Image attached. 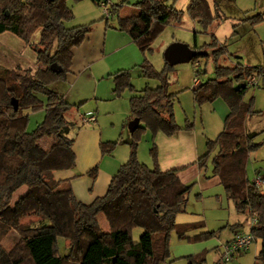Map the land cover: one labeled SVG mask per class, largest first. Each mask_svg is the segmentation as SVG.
I'll use <instances>...</instances> for the list:
<instances>
[{
	"label": "trees",
	"instance_id": "16d2710c",
	"mask_svg": "<svg viewBox=\"0 0 264 264\" xmlns=\"http://www.w3.org/2000/svg\"><path fill=\"white\" fill-rule=\"evenodd\" d=\"M91 1L105 6L106 23L116 14L117 29L126 32L142 53L151 50L152 41L167 23H180L184 12L173 1L137 0L135 13L119 15L124 2ZM237 11L234 0H211V4L208 0H188L185 8L203 32L210 31L208 42L194 46L196 54L190 63L194 65L201 57L211 59L212 76L192 88L193 100L200 104L222 97L228 107L221 130L214 139L206 140V151L194 163L205 167L209 151L216 146L210 159L211 172L218 177L237 212L256 214L251 227L253 239H260L255 260L264 264V191L245 172L248 154L264 142V138L256 139L264 128L255 131L245 125L248 116L262 112L253 109L251 97L243 100L250 86L246 78L255 65L237 59L222 64L219 59L226 52V39L219 41L213 32L228 14ZM72 17L67 0H0V33L11 32L30 44L37 31L34 63L42 65L23 71L0 65V264H166L172 231L189 241L214 235V230H203L188 236L185 232L202 227V222H176L175 216L185 210L193 184L178 178L180 167L160 169L154 143L149 148L152 166L136 156L140 133L145 128L153 136L158 130L173 135L192 126L187 118L183 125L174 118V93L168 89L173 65L165 62L156 70L144 57L139 64L141 73L156 79L158 84L138 91L130 81L128 69L110 73L115 94L125 87L136 90L129 97V111L131 118H139V123L123 139L129 145L128 157L111 176L105 192L83 203L75 198L68 179L53 176L54 171L75 165L74 139L68 134L76 122L65 114L74 105L51 85L65 80L71 48L82 42L92 24L67 25ZM237 18L229 37L236 36V26H253L263 20L264 12L246 15L242 11ZM52 63L59 69L51 70ZM194 72L205 71L197 67ZM259 74L264 88V70ZM12 100L16 101V108ZM41 109V120L27 130L28 111ZM114 145L115 141L100 142L101 153L111 152ZM96 171L94 165L87 173L94 178ZM21 186L26 190L9 206ZM25 216L36 217L38 224H22ZM136 227L142 231L133 239L132 230ZM11 234L15 235L12 240ZM58 237L63 238V254L59 252ZM6 238L9 246L3 244ZM203 260V253L187 256V264Z\"/></svg>",
	"mask_w": 264,
	"mask_h": 264
},
{
	"label": "rangeland",
	"instance_id": "374dc122",
	"mask_svg": "<svg viewBox=\"0 0 264 264\" xmlns=\"http://www.w3.org/2000/svg\"><path fill=\"white\" fill-rule=\"evenodd\" d=\"M109 3L119 4L124 2V4L119 9V15H128L136 12V7L134 6L136 0H108ZM174 2L175 7L183 9V16L181 22L176 24L173 22L167 23L162 31L154 38L151 43V50L141 52L137 45L130 39V45L125 46L119 49L116 52L108 55V60L110 63L121 62L123 65L116 64V68H126L130 72V81L135 89L144 87L146 85L154 87L158 84L157 80L154 78L144 76L140 69L139 64L142 62V59L145 57L156 70H160L165 61L163 59V49L173 41L184 42L190 47L200 46L205 42H208L210 39V31L203 32L201 26L190 19L185 12L186 5L188 0H168V3ZM211 4V0H208ZM235 6L238 9L236 13L228 14L227 18L215 26L213 32L219 41L226 39V53L219 59L222 64H231L232 57L239 60L243 64L254 66L264 61V18L263 20L255 23L253 26H249L247 23L240 24L236 26V36L229 37L232 32L231 25L237 23L239 19L237 18L238 13L246 11V15L264 12V0H234ZM67 3L70 5L73 17L67 22V25L74 24H85L92 23L91 28L94 27V24L99 21H104L103 7L101 5L95 4L91 0H79L73 2L67 0ZM241 16V14H240ZM111 28L117 29V18L116 14L112 18L108 19L106 23ZM91 30V29H90ZM118 30V29H117ZM121 31V30H120ZM128 35L126 32L121 31ZM129 36V35H128ZM37 39V31H35L31 38L30 44L24 42L21 38L15 34L5 31L0 33V65H4L9 68L17 67L19 71H23L25 68H30L34 70L37 66L42 67L41 64L34 63V50L35 41ZM133 45V50L139 52V59L137 63H132L126 61L125 56H130L131 48ZM132 50V51H133ZM233 60V59H232ZM198 67L200 71L204 69V73L199 72L198 77L205 79L206 77L212 76V62L211 59L205 60V58H198ZM127 62V63H126ZM120 64V63H119ZM134 64V65H133ZM96 67V66H95ZM115 69V70H117ZM137 69V70H136ZM193 65L189 62H182L173 65L171 72L169 73V91L174 93L173 101V114L176 122L179 125H183L185 118L192 123L190 132L192 131L197 137L208 136L214 139L223 125V118L228 111L227 103L222 97H216L212 101H204L200 104L194 102L192 97V92L190 90L191 84L188 83L189 77L195 74ZM87 73H82L78 81L84 83V89H87V83L89 81L86 78ZM101 85L104 82H111L110 93L111 99H102L95 100H84L74 104V107L69 108L66 111L67 118L74 120L76 122L69 131V136L75 137L76 132L81 127L87 126L76 119V115L79 108H85L86 104H95V101L99 103L96 109L97 120L99 126L102 128L103 139L100 142L106 141H115V145L111 152L105 153L106 155L111 154L110 156L116 160H126L129 154V145L124 142L122 139L128 137L129 131L126 129V124L121 127L122 119L117 109L111 111V108L115 103H119V107L126 106L128 121L131 119L129 111V97L136 92L130 91L125 87L119 94L113 92V81L110 74H105L100 78ZM77 83V86L82 84ZM92 87V85H90ZM51 88L56 91L72 90L70 88V82L67 80H59L54 82L51 85ZM91 89V88H90ZM89 90V89H87ZM100 90V86H99ZM252 98V107L255 111L261 110L262 112H256L248 116L245 120L246 128L249 130H261L264 128V88L261 84V80L256 86H248L243 100ZM121 99L120 102L117 99ZM88 106V105H87ZM96 108V107H93ZM29 113V122L27 125V130H32L35 127V124L39 122L43 116L44 111H28ZM184 130V129H181ZM179 131V130H178ZM179 131L178 133H180ZM173 134L166 135L160 130L156 131L153 136L152 132L145 128L141 131L140 137L137 143L136 156L141 162H146L152 166V157L149 151V148L154 143L156 151V161L157 164L168 166L169 164L176 163L178 157L181 153L189 156L190 149L188 147V142L186 139V134ZM183 136L185 142H181ZM264 138V130L260 132L257 136V140H262ZM206 139V140H207ZM178 140V141H177ZM201 140H198L200 143ZM206 151V142L203 143ZM100 149V147H99ZM216 150V146L212 147L209 151L207 164L205 167H200L206 171L208 174L211 170L210 159L213 153ZM101 152V150H100ZM127 156V157H126ZM126 158V159H125ZM123 161V162H124ZM176 161V162H175ZM246 177L249 180L259 179L263 183L259 188L264 191V142L257 147L255 150H252L247 157L245 165ZM220 202L219 207L212 206V202ZM202 219L206 227L214 230V235L209 236L208 238L201 240H187L180 239L177 237L176 233L172 231L169 236V258L166 264H187V256L196 255L203 253L204 260L199 264H253L254 252L256 248L260 247V239L255 238V241L251 244L250 249L247 252H244L241 255H235L229 260L217 261L216 258L219 257L217 253L215 244H219L220 240L223 239L231 227V223L240 219L241 221H246L247 229L245 231L251 230L250 224V214L237 212L230 199L226 197L224 189L221 184H212L204 188H200L199 183L194 179L189 194L186 200L185 210L179 212L175 216L177 223H188L184 221H189L192 219ZM246 218L248 220H246ZM182 221V222H181ZM21 223L26 225H37L38 221L34 216H25L21 219ZM200 230L199 228H194ZM194 229H190L191 231ZM237 230L244 231L241 227ZM141 228L136 227L132 230L133 239H137L138 235L141 232ZM234 231V232H235ZM200 231H197V233ZM192 233V232H191ZM188 231L185 232L188 236H193ZM14 234H11V238L14 237ZM10 240L6 238L3 241L4 246H9ZM195 241V242H191ZM173 242L185 243L188 245L187 251H191L195 247H200L198 251L191 252L188 254H180L182 251L179 247H173ZM57 243L59 247V252L63 254V238L58 237ZM173 247V248H170ZM256 247V248H255ZM255 248V249H254ZM195 264V263H193Z\"/></svg>",
	"mask_w": 264,
	"mask_h": 264
},
{
	"label": "crops",
	"instance_id": "0c3cea01",
	"mask_svg": "<svg viewBox=\"0 0 264 264\" xmlns=\"http://www.w3.org/2000/svg\"><path fill=\"white\" fill-rule=\"evenodd\" d=\"M105 16L106 15L103 16L104 21L102 22L99 21L94 24V27L91 28V30L85 35L84 39L79 45L73 46L71 48V53H72L71 64L66 76H67V80L70 82V88H72V90H66L67 89L66 88L64 91L62 90L61 92L59 91V93H61L63 97L66 99V101L69 102L71 105H74L75 103L84 100H91L92 98H95V100L97 99L102 100L109 98L111 99L110 97L111 82L109 83L107 81L101 85L100 78L105 74H110L111 72L115 71V69H117L116 68L117 66H115L116 64H118V66L124 64L121 62L110 63L108 60V55L118 51L119 49L125 46L130 45L131 38L125 33L121 32L120 30L111 28L108 25H106ZM133 48L134 47L132 45L130 56H125V58L127 62L130 61L132 63H137L136 61H138L140 57L139 52H137L136 49L134 51ZM232 59L231 62L236 60L233 57ZM82 73H87L85 76L86 78L89 79V81L86 86L87 89L89 90L83 88L84 83H82V81L80 80L78 81ZM199 81H200L199 77H198V81H194L192 74L188 80V83L191 84L190 90H192V88L196 86L199 83ZM78 82L82 84L77 86ZM90 85H92V87ZM99 86H100V90H99ZM141 88L142 87L137 88L136 90L138 91ZM117 100H119L118 102H120L121 99H117ZM98 105H99L98 101L97 102L95 101V104H86L84 105L85 108L76 109L78 110L76 115L77 121L81 122L82 125L87 124V126L85 125V127H81L80 129H78L74 137L72 148L75 154V165L73 168L56 170L53 172V176L55 179L69 180L75 198L83 203H89L95 197L100 196L105 192L111 176L117 171L119 165L124 161V160L120 161L112 158L110 156L111 154L106 155L100 152L99 143L103 139V135H102V128L99 126L97 120L96 109ZM115 109H117L118 113L121 116L122 119L121 127L126 124V129H127L128 115H127L126 106H123L122 108L119 107V103L118 104L115 103L114 106L111 108V111H114ZM81 114H84L86 116H93V120L83 122L80 120ZM179 131L181 132L178 133ZM179 131H177L176 133L186 134L187 137L185 140L188 142V147L190 149L191 154L187 156L181 153L178 157V161L177 162L175 161L176 163L169 164L168 166H164V165L162 166L158 164V167L160 169L180 167V169H178L177 171L178 178L183 183H191V182L194 183V179H196V181L199 183L200 188H204L212 184H220L218 177L212 174L211 170L208 174H206L205 170L198 167L197 164L194 163L196 159L205 152V146L203 143H205L206 139L210 137L208 136H205V138L197 137L192 131L190 132V130H179ZM181 137H182L181 142L182 143L183 141L185 142V140L183 139L184 137L183 136ZM198 140H201L200 143H198ZM143 163L146 164V162L144 161ZM94 165H97V171L95 177L91 178V176L87 173V171ZM146 165L151 166L149 164ZM255 180L259 181V179H255ZM256 183L259 186L262 185L263 179L262 182L259 181ZM25 190L26 187L21 186L19 190L15 192L11 204L9 206L12 207L13 205L12 203L14 202V200L18 197V195L24 193ZM212 206L219 207L220 202L217 203L216 201H214L212 202ZM246 220L248 219L246 218ZM195 221H201L203 226L199 228L200 230H196V229H194V231L189 230L190 233L192 232L190 235L197 234V231L210 229L209 227H206L204 224L205 222L199 218L184 222H195ZM246 225H248V223L245 220L241 221L240 219H236L231 223V227L227 232V234L225 236L223 235V239L220 240L219 244L218 245L215 244L216 246H214L215 247L214 249H216L217 253H219L218 255L219 257L216 258L217 261L221 260L222 244H224L225 242L229 241L232 238L234 231L236 229H239L241 227L245 231L247 229ZM254 241L255 239H253V241L245 250L240 251L235 255L239 256L244 252H247ZM191 242H195V241H191ZM173 247L181 248L182 251L180 252V254L184 255L198 251V249L201 246L195 247L191 251H187L188 245H185V243L176 242L175 244H173ZM173 247L170 246V248ZM258 250L259 248L257 247L254 252H256L257 254ZM256 254H254L253 264H261L255 260ZM235 255H233L232 257H234Z\"/></svg>",
	"mask_w": 264,
	"mask_h": 264
},
{
	"label": "built area",
	"instance_id": "2783aa9c",
	"mask_svg": "<svg viewBox=\"0 0 264 264\" xmlns=\"http://www.w3.org/2000/svg\"><path fill=\"white\" fill-rule=\"evenodd\" d=\"M101 6L103 7L104 14L107 15L108 14L107 9L105 8V6L102 3H101ZM198 64H199L198 61H195L193 68L196 69L198 67ZM261 70H264V63L259 64V65H255L253 67L251 73L246 78V82L248 85L256 86L259 83V81H260L259 72ZM193 79H194V81H198V73L197 72H195ZM80 120L83 122L92 121L93 116H86L84 114H81ZM256 182H259V181L255 180V183ZM255 221H256V214L252 213L250 215L251 227L254 225ZM252 241H253V234H252L251 230L250 231H241V230L235 231L232 238L229 241L222 244L221 258L223 260H229L236 253L245 250L250 245V243Z\"/></svg>",
	"mask_w": 264,
	"mask_h": 264
},
{
	"label": "water",
	"instance_id": "95a60500",
	"mask_svg": "<svg viewBox=\"0 0 264 264\" xmlns=\"http://www.w3.org/2000/svg\"><path fill=\"white\" fill-rule=\"evenodd\" d=\"M196 54V49L193 47H190L184 42L180 41H173L170 42L162 52L163 59L168 65H174L177 63L182 62H189L192 57H194ZM50 69L55 71L58 68H56V64L52 63L50 65ZM13 107L16 108V101L12 100ZM139 123L138 117L131 118L127 123V129L129 132H131Z\"/></svg>",
	"mask_w": 264,
	"mask_h": 264
}]
</instances>
